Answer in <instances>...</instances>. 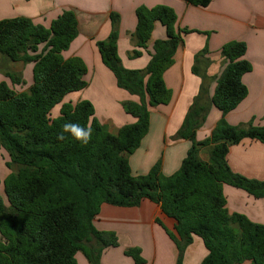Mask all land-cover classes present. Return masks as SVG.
<instances>
[{
	"label": "trees",
	"instance_id": "trees-1",
	"mask_svg": "<svg viewBox=\"0 0 264 264\" xmlns=\"http://www.w3.org/2000/svg\"><path fill=\"white\" fill-rule=\"evenodd\" d=\"M184 1L207 8L213 0ZM136 15L132 59L142 56L157 22L166 28L167 39L155 42L145 70L127 69L118 49L120 16L111 14L112 32L99 43L100 53L118 87L140 98V103L124 104L136 122L117 134L99 122L90 101L64 103L67 95L88 86L83 59L63 56L79 35L73 10L64 11L50 28L25 17L0 21L2 61L32 67L28 102L9 83H0V145L10 158L7 167L14 171L4 180L0 175V264H78V253L91 264H101L103 252L119 245L115 233L95 227L103 205L133 208L145 200L159 205L175 221L171 237L179 251L177 264H183L195 237L202 239L208 251L201 264H264V224L244 215L231 216L223 190L229 185L256 199L264 198V181L235 173L227 159L230 148L244 140L264 144V126H233L226 119L248 96L243 77L253 67L244 58L246 42L234 40L223 46L221 55L227 66L209 101L207 77L200 69L207 49L195 56L193 73L202 85L174 137L192 143L180 169L166 177L160 160L147 175L134 176L129 158L150 131V108L172 101L164 75L184 43L182 34L190 32L178 30V16L168 6H141ZM4 75L14 86L27 84L22 73L7 71ZM58 105L60 115L53 118ZM211 106L222 112V118L211 136L199 142L197 132ZM67 123L90 127V141L85 145L63 132ZM61 134L63 140L58 138ZM202 149L208 151L207 161L200 158ZM126 255L145 264L140 249H130Z\"/></svg>",
	"mask_w": 264,
	"mask_h": 264
},
{
	"label": "crops",
	"instance_id": "crops-1",
	"mask_svg": "<svg viewBox=\"0 0 264 264\" xmlns=\"http://www.w3.org/2000/svg\"><path fill=\"white\" fill-rule=\"evenodd\" d=\"M159 5L174 9L178 16V30L187 29L190 32L182 34L184 43L175 55L174 64L164 75L167 87L173 92L172 101L168 105L150 108V131L140 148L129 158L134 176L147 175L160 160L166 177L180 169L192 143L175 140L174 137L200 92L202 79L193 73V67L195 56L205 49L207 53L203 55L204 63L200 69L207 77L209 101L215 94L217 79L227 66L221 55L223 46L234 40L246 42L248 50L244 58L253 67L243 77L248 96L226 119L233 126H264V0H213L207 8L188 4L184 0H0V21L25 17L36 25L50 28L64 11L75 12L79 35L63 56L65 59H83L88 68L84 77L88 86L67 95L64 103L76 105L83 100L90 101L95 106L96 118L112 134L136 122L125 111L124 104L140 103V98L118 87L115 74L102 58L99 43L109 38L112 32L111 14L117 13L120 16L118 49L122 63L130 70H145L155 42L167 39V31L157 22L142 56L132 59L131 54L136 49L132 39L138 24L136 11L141 6L153 8ZM14 64L2 61L0 57V83H9L4 74L12 71L10 67ZM91 86H94L93 91L88 93ZM60 110L61 105H58L52 117H58ZM221 118L222 112L211 106L197 132V140L202 142L209 138ZM200 158L208 160L207 149L200 151ZM227 159L235 173L264 181L263 143L244 140L230 148ZM223 190L231 216L244 215L254 223L264 224V198L256 199L244 190L229 185H224ZM94 224L101 232L115 233L119 242L117 247H109L103 252L101 264H137L126 255L130 249H140L145 264L178 263L179 251L171 237L175 221L167 218L160 206L149 200L133 208L105 204ZM233 227L238 226L234 224ZM207 255L202 239L195 237L186 251L183 264H201ZM76 258L78 264H91L82 253H78Z\"/></svg>",
	"mask_w": 264,
	"mask_h": 264
},
{
	"label": "rangeland",
	"instance_id": "rangeland-1",
	"mask_svg": "<svg viewBox=\"0 0 264 264\" xmlns=\"http://www.w3.org/2000/svg\"><path fill=\"white\" fill-rule=\"evenodd\" d=\"M10 69L13 72H17V73H22L23 74V77H24V79L27 82V84L25 86H14L10 81H9V84L18 92L20 99H22L23 101L28 102V100H29L28 99V95L30 94V91H31L30 87H31V84H32V71H31V69H29L27 66H24L23 64H20V63L19 64L15 63L13 65V67L12 66L10 67ZM93 87L94 86H91V88L88 91V93L89 92L92 93ZM9 161H10V158H9L8 153L0 145V175H1L2 180H4L5 177L8 174L13 172V169H9L7 167V163ZM1 193H2L3 198L5 199V203H6L7 207H9V203H8L7 197L5 195L3 186L1 187Z\"/></svg>",
	"mask_w": 264,
	"mask_h": 264
},
{
	"label": "clouds",
	"instance_id": "clouds-1",
	"mask_svg": "<svg viewBox=\"0 0 264 264\" xmlns=\"http://www.w3.org/2000/svg\"><path fill=\"white\" fill-rule=\"evenodd\" d=\"M63 132L71 133L76 140L81 141L86 145L91 139L92 130L90 127L85 129L78 124L67 123L63 126ZM58 138L63 140L65 137L61 134Z\"/></svg>",
	"mask_w": 264,
	"mask_h": 264
}]
</instances>
